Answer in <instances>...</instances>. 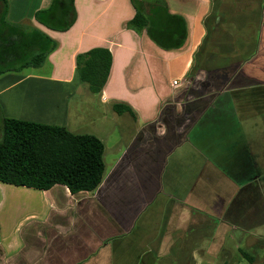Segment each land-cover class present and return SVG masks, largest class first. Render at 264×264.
<instances>
[{
	"label": "crops",
	"instance_id": "0c3cea01",
	"mask_svg": "<svg viewBox=\"0 0 264 264\" xmlns=\"http://www.w3.org/2000/svg\"><path fill=\"white\" fill-rule=\"evenodd\" d=\"M164 1L186 23L177 48L126 27L130 0H73L63 30L33 18L50 0H7L9 21L56 45L39 65L0 73V120L94 134L110 166L91 190L0 181V264H258L264 255V206L240 200L264 175V0ZM92 46L111 52L99 93L75 69ZM208 52L226 62L188 74ZM114 100L134 115L115 112Z\"/></svg>",
	"mask_w": 264,
	"mask_h": 264
},
{
	"label": "trees",
	"instance_id": "16d2710c",
	"mask_svg": "<svg viewBox=\"0 0 264 264\" xmlns=\"http://www.w3.org/2000/svg\"><path fill=\"white\" fill-rule=\"evenodd\" d=\"M134 12L125 22L136 32L145 30L149 39L165 49L184 44L186 23L181 14L170 12L164 0H130ZM7 0H0V73L39 65L56 41L33 24L9 21ZM75 17L73 0H50L36 8L33 18L57 30L67 28ZM205 21V18H204ZM208 52L204 60L192 63L188 74L202 67L216 69L225 59L213 60ZM111 52L105 46H92L75 55V69L80 83L89 92L99 93L106 80ZM221 64V65H220ZM117 112L134 111L127 103L114 100ZM103 143L94 134L79 133L63 125L1 117L0 120V181L45 189L54 183L64 184L70 192L91 190L102 179ZM240 252L251 261L247 252Z\"/></svg>",
	"mask_w": 264,
	"mask_h": 264
},
{
	"label": "rangeland",
	"instance_id": "374dc122",
	"mask_svg": "<svg viewBox=\"0 0 264 264\" xmlns=\"http://www.w3.org/2000/svg\"><path fill=\"white\" fill-rule=\"evenodd\" d=\"M76 97H78V96H74V99ZM108 161L109 160L106 156L105 163H104L106 169H108V167L110 166ZM260 167H261V170L263 171L264 164L260 165ZM261 177L262 178L260 179V182L259 181H258V183L256 182L255 185H254V183H250L249 186L245 188V190L248 194L244 198H240V200H243L242 201L244 203L243 206H264V192L262 191V188L264 190V175H262ZM260 184H262L263 186L261 187V192L258 193L256 191H254V187L255 186L257 187L258 185L260 186ZM260 256L261 257H259V255L255 256V258H257V261L259 262L258 264H264V255L263 256L260 255Z\"/></svg>",
	"mask_w": 264,
	"mask_h": 264
},
{
	"label": "built area",
	"instance_id": "2783aa9c",
	"mask_svg": "<svg viewBox=\"0 0 264 264\" xmlns=\"http://www.w3.org/2000/svg\"><path fill=\"white\" fill-rule=\"evenodd\" d=\"M173 83H176V81H175V80H173Z\"/></svg>",
	"mask_w": 264,
	"mask_h": 264
}]
</instances>
